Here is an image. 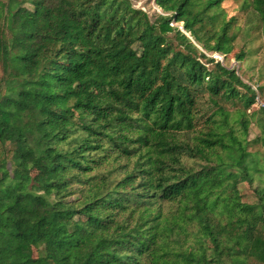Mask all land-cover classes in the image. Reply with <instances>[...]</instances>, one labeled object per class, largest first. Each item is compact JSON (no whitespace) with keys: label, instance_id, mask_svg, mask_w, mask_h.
<instances>
[{"label":"trees","instance_id":"trees-1","mask_svg":"<svg viewBox=\"0 0 264 264\" xmlns=\"http://www.w3.org/2000/svg\"><path fill=\"white\" fill-rule=\"evenodd\" d=\"M228 1L0 0V264H264Z\"/></svg>","mask_w":264,"mask_h":264},{"label":"rangeland","instance_id":"rangeland-1","mask_svg":"<svg viewBox=\"0 0 264 264\" xmlns=\"http://www.w3.org/2000/svg\"><path fill=\"white\" fill-rule=\"evenodd\" d=\"M130 1L135 8L146 12L151 21L156 19L157 13H159V11L161 14H163L162 10L159 9L155 4V0ZM245 2L246 0H230L226 2L225 7L227 8L230 16L237 15V26L241 29V31L239 33L236 46L238 48H245L248 56L242 64L233 60L226 62L225 65L238 70V74L242 77V79L246 82H250L254 86V90H256L257 86L264 87V41L262 39L260 30L261 25L258 22L256 16L252 15L250 10L245 13L242 12V7L244 6ZM173 25L179 26L178 24ZM251 28H253V31L249 36H247L246 32ZM219 59L220 58H218V60ZM222 60L224 62L223 57ZM0 76H2L1 67ZM258 103L259 104L253 106L252 111H257L259 106L262 107L264 105V96L262 99L258 98ZM248 113H250V111ZM259 136L260 131L253 122L248 133L249 152L259 154L264 152V147L262 146ZM262 185L264 186V176L261 179L257 178L252 186H249L247 183H242L240 185V191L243 196V201L249 204L255 203L256 197L254 189Z\"/></svg>","mask_w":264,"mask_h":264},{"label":"built area","instance_id":"built-area-1","mask_svg":"<svg viewBox=\"0 0 264 264\" xmlns=\"http://www.w3.org/2000/svg\"><path fill=\"white\" fill-rule=\"evenodd\" d=\"M158 11H159V10H158ZM159 13H161V12L159 11ZM213 57H214V58H217V59L220 58L219 61L223 62L222 57H221L220 55H214Z\"/></svg>","mask_w":264,"mask_h":264}]
</instances>
